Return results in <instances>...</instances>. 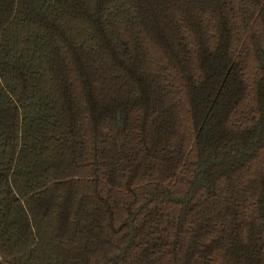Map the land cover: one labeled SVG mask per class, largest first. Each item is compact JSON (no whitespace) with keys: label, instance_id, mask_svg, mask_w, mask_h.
Segmentation results:
<instances>
[{"label":"trees","instance_id":"obj_1","mask_svg":"<svg viewBox=\"0 0 264 264\" xmlns=\"http://www.w3.org/2000/svg\"><path fill=\"white\" fill-rule=\"evenodd\" d=\"M0 264H264V0H0Z\"/></svg>","mask_w":264,"mask_h":264}]
</instances>
